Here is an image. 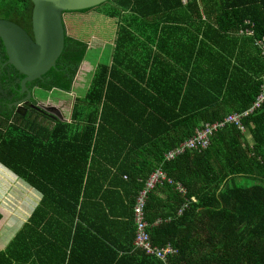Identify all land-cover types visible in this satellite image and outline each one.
I'll return each mask as SVG.
<instances>
[{"label": "trees", "instance_id": "16d2710c", "mask_svg": "<svg viewBox=\"0 0 264 264\" xmlns=\"http://www.w3.org/2000/svg\"><path fill=\"white\" fill-rule=\"evenodd\" d=\"M182 2L110 0L95 9L66 13L64 52L40 79L26 83L30 90L71 93L93 39L112 40L115 35L112 64L96 67L85 97L75 99L70 123L34 108L22 115L0 107V164L44 192L34 176L39 149H52L59 154L57 161L71 153L69 163L58 164L66 165L59 171L72 176L77 195L59 206L67 204L76 215L88 191L95 189L101 196H89L91 208L111 213L124 204L130 224L139 192L150 174L161 170L166 178L148 193L145 220L152 244L170 245L176 252L166 262L150 257L159 264H264V101L240 119L243 130L225 124L206 148L164 158L205 124L241 114L264 93V58L254 45L264 38V0H186L185 8ZM200 3L208 24L201 22L199 42L187 41L192 49L185 57L177 52L187 45L169 43L162 34L166 27L155 47L166 50L161 56L127 22L138 18L179 26L184 17L203 18ZM31 12L28 0H0V20L16 24L32 38ZM121 17L126 21L113 27ZM244 22L251 25L252 37L239 34L249 27ZM170 44L174 47L167 50ZM5 62L0 42V92L18 79L10 91L17 95L14 88L20 90L23 75ZM97 165L105 181L99 186L92 183ZM158 188L169 190L162 207L155 201ZM164 209L168 213L158 215ZM133 231L135 237V224ZM0 264H20V232L0 252Z\"/></svg>", "mask_w": 264, "mask_h": 264}, {"label": "crops", "instance_id": "0c3cea01", "mask_svg": "<svg viewBox=\"0 0 264 264\" xmlns=\"http://www.w3.org/2000/svg\"><path fill=\"white\" fill-rule=\"evenodd\" d=\"M186 3V0H183L184 8ZM200 5L201 3L197 8L199 15L203 18L195 20L194 17H184L179 21V26H175L176 24L171 26V23L164 26L160 21H141L138 18L127 19V22H130L131 32L134 31L136 37L161 56H166L163 52L166 50L158 52L155 47L162 27H166L162 34L169 43L177 44L183 41L187 45L182 44L180 47L184 46L179 48L181 50L177 49V55L185 57V54L192 49L187 41L198 38L199 42L203 30L201 22L208 24ZM182 13L191 15V12ZM209 15L211 16L209 20L212 21L214 13L210 12ZM125 21L126 19L121 17L113 27L117 28ZM115 38L114 35L110 40L112 47L107 41L93 39L89 50L96 42L97 46L100 43L104 44V48L109 47L112 56L108 64L111 65ZM170 47L174 46L170 44L166 46V49L170 50ZM82 65L87 69L84 73H88L93 66L86 59ZM83 76L77 74L75 80L81 79L77 84H81ZM37 90L38 87H34V95ZM65 94L69 95V93ZM44 103L58 107L59 110H64L65 107V100L62 101V99L56 100V103L49 100ZM64 119L70 123L71 114L68 116L64 114ZM58 155L52 152V149L40 148L34 157V176L41 181L40 186L44 192L30 186L0 164V183L3 184L0 186V252H4L20 232V264H159L154 258L146 256L142 250L134 247V223L130 224L126 219L127 213L122 208L124 204L112 209L111 213L100 208L93 209L89 196L93 199H99L101 196L93 189L88 191L87 199L84 198L85 202H81L76 215L67 204L59 206L61 202L72 201V197L77 193H74V181L70 180L72 176H63L59 171V168H65L66 165H59L58 161L69 163L71 160L68 157L71 153H64L63 157L59 156L57 161L55 157ZM92 174L94 176L92 183H97L99 186L100 183L105 182L104 172L100 166L97 165ZM164 190L166 189L158 188L154 192L157 206L162 207L168 202L169 190L166 192ZM80 200L83 201V196ZM166 213L168 209L162 210L158 215ZM73 216L74 219H72Z\"/></svg>", "mask_w": 264, "mask_h": 264}, {"label": "water", "instance_id": "95a60500", "mask_svg": "<svg viewBox=\"0 0 264 264\" xmlns=\"http://www.w3.org/2000/svg\"><path fill=\"white\" fill-rule=\"evenodd\" d=\"M32 4V38L14 23L0 20V42L3 45L6 64L12 66L23 77L20 94L25 96L15 107L24 115L25 103L34 97L33 90L26 85L40 79L48 69L54 67L65 49L66 27L64 15L98 8L110 0H28ZM30 108L42 110L54 119L65 121L61 110L49 104H31Z\"/></svg>", "mask_w": 264, "mask_h": 264}, {"label": "built area", "instance_id": "2783aa9c", "mask_svg": "<svg viewBox=\"0 0 264 264\" xmlns=\"http://www.w3.org/2000/svg\"><path fill=\"white\" fill-rule=\"evenodd\" d=\"M244 25L249 27L239 31V34L244 37H252L253 33L250 31V29H248L251 27V25L248 22H244ZM254 45L258 48L261 56L264 58V38L254 40ZM263 101L264 93L262 92L256 97L249 109L242 112L241 114L227 115L222 121L205 124L202 129L195 132L193 137L182 143L178 148L170 150L164 158H166V160H173L187 149L200 150L206 148L213 133L217 129L223 127L225 124H233L237 128L243 130L240 119L258 109ZM164 178H166V176H164L161 170H155L150 174L149 178L145 182L144 188L139 192V195L135 200L133 218L135 224L134 246L142 250L144 254L166 262L167 257L176 251L170 245H167L166 247H158L152 244L150 235L148 233L149 224L145 220L144 213V207L148 193H150L152 188Z\"/></svg>", "mask_w": 264, "mask_h": 264}, {"label": "rangeland", "instance_id": "374dc122", "mask_svg": "<svg viewBox=\"0 0 264 264\" xmlns=\"http://www.w3.org/2000/svg\"><path fill=\"white\" fill-rule=\"evenodd\" d=\"M105 21H108V20H105ZM101 26L103 29H105L108 26V24H107V22L106 23L103 22L101 24ZM107 32H109V31H107ZM95 33H97L96 35H98V31ZM103 40L109 42V45L111 47L113 46V44L110 43L111 37L107 40L106 39H103ZM111 56L112 55H111V51H110L109 47L104 48V44H100V43H98V46H97V42H96L94 47H92L90 50H88L86 57H85V59L88 60L93 65L92 69H90L88 73H84L87 71V69H85V66L81 65L78 73L81 76L84 75L83 80L81 81V84H77V82H79V80H81L80 78L77 79L78 81H76V80H75L76 82L74 81L73 90H72L73 93L71 92V93H69V95H67V94H65L67 92L55 90V88H53V90H51V92H47L45 90H42V88H38V90L35 92V95H34L36 103L38 105L39 104H45L44 102H46L47 100H49L50 102L56 103V100L62 99V101L65 100L64 114L67 116L70 114L72 115L73 108L75 105V103H74L75 98L83 99L85 97V95L88 91V88L91 84V80H92V77H93V74H94L96 67L101 63L108 64L109 61L111 60ZM76 77H77V75H76ZM237 183L243 184V180H239V181H237ZM0 186H3V184L0 183Z\"/></svg>", "mask_w": 264, "mask_h": 264}, {"label": "flooded vegetation", "instance_id": "af4514ba", "mask_svg": "<svg viewBox=\"0 0 264 264\" xmlns=\"http://www.w3.org/2000/svg\"><path fill=\"white\" fill-rule=\"evenodd\" d=\"M6 63V62H5ZM4 63V64H5ZM18 79H15L14 82L11 85H8L7 88H4V90H1L0 94V107H7L12 113L20 112L17 107L14 106L15 103L19 102L22 98H20V90H17V87L14 88L15 91H18L17 95L13 94L11 91V86L13 84H16ZM31 104H37L35 98L23 105L25 108H30ZM39 113L44 116H48L45 112L42 110H39ZM61 113L64 117V110L61 109Z\"/></svg>", "mask_w": 264, "mask_h": 264}]
</instances>
